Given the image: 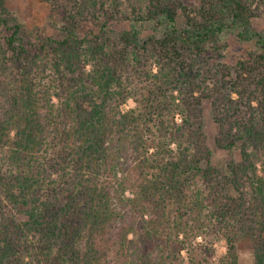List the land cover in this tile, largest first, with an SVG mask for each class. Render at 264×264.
Returning <instances> with one entry per match:
<instances>
[{
    "label": "trees",
    "instance_id": "16d2710c",
    "mask_svg": "<svg viewBox=\"0 0 264 264\" xmlns=\"http://www.w3.org/2000/svg\"><path fill=\"white\" fill-rule=\"evenodd\" d=\"M38 1L58 35L0 0V264H264V0Z\"/></svg>",
    "mask_w": 264,
    "mask_h": 264
},
{
    "label": "rangeland",
    "instance_id": "374dc122",
    "mask_svg": "<svg viewBox=\"0 0 264 264\" xmlns=\"http://www.w3.org/2000/svg\"><path fill=\"white\" fill-rule=\"evenodd\" d=\"M8 4L12 10L16 11L22 17L24 26L28 32L37 27H42L45 31L52 32L54 35L59 34L57 28H54L47 19V14L50 11V6L47 3L39 2L38 0H9ZM256 26L259 29L264 28V17L258 19ZM142 29L143 35H147L153 31L161 34L163 30L161 26L155 28L153 23H145ZM223 38V43L226 47V55L224 60L230 64H235L239 59L245 58L248 51L253 47L252 41L240 39L238 31L234 29L226 30ZM134 104L135 103L133 101H129L123 107L126 109L133 106ZM178 118L180 119L181 117L178 116ZM205 124L209 144L215 151L216 161L220 165L224 166L226 164L227 158L229 157V152L228 150L218 149L216 147L215 137L218 134L219 126L211 118L209 110L207 111ZM257 245V242L252 237H241L238 241L239 261L237 264H256L259 254V250L255 248ZM216 246L219 250V253L214 257V264H218L219 255L227 252L225 240L218 241Z\"/></svg>",
    "mask_w": 264,
    "mask_h": 264
}]
</instances>
